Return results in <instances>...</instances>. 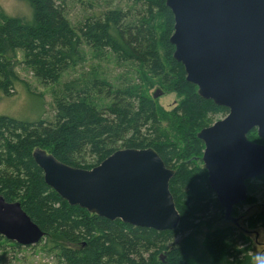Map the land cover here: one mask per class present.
<instances>
[{"label": "trees", "instance_id": "obj_1", "mask_svg": "<svg viewBox=\"0 0 264 264\" xmlns=\"http://www.w3.org/2000/svg\"><path fill=\"white\" fill-rule=\"evenodd\" d=\"M27 1L34 12L31 23L0 13V93L5 97L22 83L15 69L20 54L21 64L48 87L86 59V47L95 57L111 53L118 63L138 66L180 99L167 116L175 140L164 132L157 103L139 85L115 87L96 76L64 83L53 93L52 122L0 116V194L7 202H20L45 237L56 240L52 248L58 252V264H202L191 251L170 246L178 236L199 228L190 218L210 214L209 223L221 221L225 227L205 238L209 264H254L252 249L240 250L239 245L252 243V234L258 242L260 234L244 228L236 216V223L225 219L207 170L198 166L204 144L197 134L212 125V116H227L229 111L202 99L198 88L186 81L183 65L173 57L175 21L166 0H127L136 5L135 13L107 10L86 17L78 27L67 17L68 0ZM248 139L260 141L255 131ZM36 148L88 170L120 149L155 150L166 167L176 171L170 191L181 215L179 228L157 232L70 206L46 185L32 157ZM246 223L250 229L260 226L264 239V209Z\"/></svg>", "mask_w": 264, "mask_h": 264}, {"label": "water", "instance_id": "obj_2", "mask_svg": "<svg viewBox=\"0 0 264 264\" xmlns=\"http://www.w3.org/2000/svg\"><path fill=\"white\" fill-rule=\"evenodd\" d=\"M174 16L170 43L186 81L198 95L228 115L202 129V162L225 212L248 201L247 183L264 177V0H166ZM163 93L157 91V99ZM32 157L46 185L70 206L109 221L157 232L175 231L181 215L170 191L176 171L153 149H120L88 170L74 168L36 148ZM0 238L29 247L45 232L22 209L0 194Z\"/></svg>", "mask_w": 264, "mask_h": 264}, {"label": "rangeland", "instance_id": "obj_3", "mask_svg": "<svg viewBox=\"0 0 264 264\" xmlns=\"http://www.w3.org/2000/svg\"><path fill=\"white\" fill-rule=\"evenodd\" d=\"M134 7L136 5L127 0H68L67 17L73 26L78 27L86 17L95 13L98 14L116 8L126 11L132 10ZM132 12L135 13L136 10H132ZM0 13L7 17L17 18L25 23H31L34 15L33 7L27 0H0ZM159 30V33L162 34L161 27ZM83 49L86 53V59L64 74L60 83L48 87L42 86L30 70L21 64L22 55L20 54L15 62V69L22 83L17 86L9 97H5L0 93V116H10L33 122L40 119L52 122L55 115L53 93L62 89L64 83L83 82L96 76V78L109 81L115 87H121L125 84L139 85L144 94L157 103L164 132L169 134L174 132L171 123H168L167 116L180 102L175 92L166 93L160 79L152 77L147 71H142L134 64L118 63L116 56L111 53L105 54L104 57L103 55L95 57L88 48L84 47ZM157 91H161L163 94L155 99L154 94ZM224 117V114L212 116L210 125L222 120ZM170 139L175 140L173 135L170 136ZM257 143H262V141L260 140ZM180 145L182 144L180 143ZM198 166L202 168L203 163H198ZM247 186L249 196L248 201L245 202L247 205L236 207L233 216L241 219L240 223L244 228L260 234L258 242H256V235L252 234L249 235L252 243H247L244 246L239 245L240 250L249 249L250 247L253 263L258 264L256 258L258 256L264 257L263 230L260 226L250 229L246 221L251 214L264 209V177L251 180L247 183ZM213 197L216 198V195L213 194ZM211 216L212 214L203 218V216L194 215L193 218H190L191 223L199 225V228L178 236L170 247L191 251L202 264H209L212 259L205 246V238L213 231L225 227L224 222L221 221L215 224L209 223ZM55 242L56 240L53 238L45 237L37 245L19 247L13 242L0 238V264H58V252L52 248Z\"/></svg>", "mask_w": 264, "mask_h": 264}, {"label": "clouds", "instance_id": "obj_4", "mask_svg": "<svg viewBox=\"0 0 264 264\" xmlns=\"http://www.w3.org/2000/svg\"><path fill=\"white\" fill-rule=\"evenodd\" d=\"M258 264H264V257H257Z\"/></svg>", "mask_w": 264, "mask_h": 264}, {"label": "flooded vegetation", "instance_id": "obj_5", "mask_svg": "<svg viewBox=\"0 0 264 264\" xmlns=\"http://www.w3.org/2000/svg\"><path fill=\"white\" fill-rule=\"evenodd\" d=\"M227 115H228V114H227ZM225 117H226V116H225ZM225 117H224V118H225ZM211 126H212V125H211ZM253 131H255V132L257 133L256 130H253ZM251 132H252V131H251ZM260 140H261V139H260ZM261 141H262V140H261ZM253 143H254V142H253ZM255 144H264V142H263V141H262V143H257V142H256ZM202 157H203V156H202ZM203 166H204V164H203ZM262 178H263V177H262ZM242 204H243V203H242ZM242 204H241V205H242ZM241 205H239V206H241ZM239 206H238V207H239ZM233 214H234V212H233ZM4 239H5V238H4ZM7 241H8V240H7ZM10 242H11V241H10ZM17 246H19V245H17ZM19 247H20V246H19Z\"/></svg>", "mask_w": 264, "mask_h": 264}]
</instances>
